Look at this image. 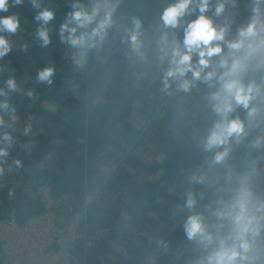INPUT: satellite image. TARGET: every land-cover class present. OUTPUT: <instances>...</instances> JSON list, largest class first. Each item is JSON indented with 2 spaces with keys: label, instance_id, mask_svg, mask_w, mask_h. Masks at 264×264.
<instances>
[{
  "label": "crops",
  "instance_id": "obj_1",
  "mask_svg": "<svg viewBox=\"0 0 264 264\" xmlns=\"http://www.w3.org/2000/svg\"><path fill=\"white\" fill-rule=\"evenodd\" d=\"M83 2L90 4L91 0ZM170 2L122 0L115 16L120 25L130 26L135 16L146 30L155 29ZM249 3L239 0L233 10L236 21L250 14ZM68 4L64 0L42 3L53 11L62 10L48 28L55 34L54 51L72 62L76 77L60 100L53 85L36 80L41 70L38 56L27 49L40 41L33 37L39 27L38 10L24 0L8 13H0L20 17L17 33L7 36L12 50L0 60V88L7 91L9 77L17 81V90L8 95L17 119L5 114V128L0 129V134L8 130L14 138L0 177V218L13 207H38L34 188L44 182L50 183L54 197L65 196L71 202L70 209L80 208L84 195L98 192L78 228L80 237L74 248L78 262L61 264H191L199 250L183 229L187 192L193 191L198 200L203 193L197 210L214 198L212 190L189 182L194 172L207 169L205 158L210 157L197 146L199 136L215 118L202 107L205 89L200 86L189 95L179 93L166 115L156 119L166 94L161 91L162 69L155 67L152 49L153 66L130 61L128 45L121 39L124 33L114 28L103 48L89 52L85 67L77 68L74 51L60 43V25L71 11ZM177 33L182 38L183 30ZM42 55L53 56L50 51ZM29 91L34 92L31 98ZM28 125L31 131L25 135ZM248 150L244 145L237 148L233 162ZM261 153L264 149L253 151V156ZM17 159L20 168L14 164ZM117 170L120 179L113 177ZM217 170L223 171L221 166Z\"/></svg>",
  "mask_w": 264,
  "mask_h": 264
},
{
  "label": "clouds",
  "instance_id": "obj_2",
  "mask_svg": "<svg viewBox=\"0 0 264 264\" xmlns=\"http://www.w3.org/2000/svg\"><path fill=\"white\" fill-rule=\"evenodd\" d=\"M30 2L38 10L36 35L46 47L51 43L48 24L55 12L42 7L43 0ZM121 2L74 0L59 28L60 43L74 51V63L82 69L88 53L103 48L110 30L118 28L124 33L121 39L128 45L130 61L153 66L152 49L155 67L162 69L161 91L165 94L189 95L204 87L202 107L215 118L199 136L197 146L210 157L205 158L207 169L194 172L189 182L212 190L214 198L197 210L203 193L198 200L193 191L187 192L183 229L199 250L191 264H264V153L253 156V151L264 149V0H250V14L239 24L233 11L239 0H173L151 30L135 16L130 26L118 24L115 14ZM23 3L0 0V13ZM196 13L195 19H188ZM19 28L18 14L0 15V60L12 50L7 36ZM178 29L183 30L182 38ZM54 74V67H45L37 72L36 80L51 85ZM5 83L7 91L0 88V129L5 128V114L17 119L8 99L9 92L17 90V81L9 77ZM27 95L31 98L34 92ZM23 131L27 135L31 125ZM253 132L256 135L246 144ZM13 143L11 132L4 130L0 134V177ZM241 145L249 150L233 162V153ZM14 164L22 167L18 159Z\"/></svg>",
  "mask_w": 264,
  "mask_h": 264
},
{
  "label": "built area",
  "instance_id": "obj_3",
  "mask_svg": "<svg viewBox=\"0 0 264 264\" xmlns=\"http://www.w3.org/2000/svg\"><path fill=\"white\" fill-rule=\"evenodd\" d=\"M245 19L236 21L242 23ZM235 28V25L233 26ZM179 93L166 94L155 117L165 115L166 106ZM34 195L40 210L27 217L23 223L16 220L17 207L0 218V264H61L78 262L74 252L79 239L78 228L85 220L88 209L99 193L84 195L80 208H69L65 226L57 225L58 208L65 196L54 197L48 182L35 186ZM26 201V200H25Z\"/></svg>",
  "mask_w": 264,
  "mask_h": 264
},
{
  "label": "trees",
  "instance_id": "obj_4",
  "mask_svg": "<svg viewBox=\"0 0 264 264\" xmlns=\"http://www.w3.org/2000/svg\"><path fill=\"white\" fill-rule=\"evenodd\" d=\"M66 2H68L69 3L68 6H70L73 3V0H64V4H66ZM54 12H55V18L59 17L62 14V10L61 9L59 10L58 8H56L54 10ZM37 29L33 35V37L35 36L36 39L38 38L36 35ZM49 34H50V38H51V43L48 46L42 47L41 42L36 40L34 43H31L32 44V45H30L31 47L28 46L27 49L30 48L28 52L29 53L33 52L38 56V62L37 63H38V66L40 69H43L45 67H50V66L55 68V74L52 78L53 83L51 85L54 86L55 94L60 100V98H62V95L70 87L73 79H75L76 77L71 71L72 62L66 58L61 59L59 56H57V53L53 49V45H54L53 41H54V35L55 34L52 32H49ZM47 51L52 52L53 56L48 57V56L42 55L43 52L45 54ZM2 79H0V81ZM169 104L166 106V109L169 106ZM166 109H165V115H166ZM120 176H121V172H120V170H117L113 177L116 179H120Z\"/></svg>",
  "mask_w": 264,
  "mask_h": 264
},
{
  "label": "water",
  "instance_id": "obj_5",
  "mask_svg": "<svg viewBox=\"0 0 264 264\" xmlns=\"http://www.w3.org/2000/svg\"><path fill=\"white\" fill-rule=\"evenodd\" d=\"M71 206V202L66 200L64 201V203L58 208V215H57V225H59L60 227L65 226L68 216H69V208ZM40 210V207H36V208H30V209H24V208H20L17 210V214H16V220L19 223H23L24 220L31 216L33 213L37 212Z\"/></svg>",
  "mask_w": 264,
  "mask_h": 264
}]
</instances>
